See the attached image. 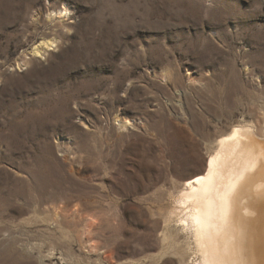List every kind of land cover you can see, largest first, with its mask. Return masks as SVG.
<instances>
[{
  "label": "rangeland",
  "instance_id": "374dc122",
  "mask_svg": "<svg viewBox=\"0 0 264 264\" xmlns=\"http://www.w3.org/2000/svg\"><path fill=\"white\" fill-rule=\"evenodd\" d=\"M262 106L264 0H0V264H179L170 196Z\"/></svg>",
  "mask_w": 264,
  "mask_h": 264
},
{
  "label": "bare ground",
  "instance_id": "6f19581e",
  "mask_svg": "<svg viewBox=\"0 0 264 264\" xmlns=\"http://www.w3.org/2000/svg\"><path fill=\"white\" fill-rule=\"evenodd\" d=\"M55 44L45 41L34 53L43 56ZM261 111L258 121L234 124L218 137L205 168L170 196L173 209L164 223L170 227L177 218L184 240L169 242L165 232L163 242L166 254L179 257V264H264V106ZM120 122L123 128L129 125ZM53 188L44 181L36 189L43 203ZM59 201L67 205L70 199ZM86 228L89 232L92 223Z\"/></svg>",
  "mask_w": 264,
  "mask_h": 264
}]
</instances>
